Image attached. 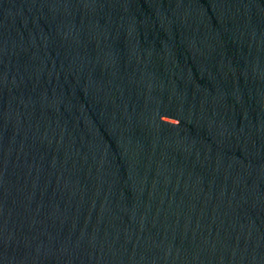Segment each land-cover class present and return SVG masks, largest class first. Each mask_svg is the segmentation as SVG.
Masks as SVG:
<instances>
[{
  "label": "water",
  "instance_id": "water-1",
  "mask_svg": "<svg viewBox=\"0 0 264 264\" xmlns=\"http://www.w3.org/2000/svg\"><path fill=\"white\" fill-rule=\"evenodd\" d=\"M0 264H264V0H0Z\"/></svg>",
  "mask_w": 264,
  "mask_h": 264
}]
</instances>
